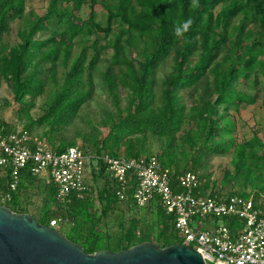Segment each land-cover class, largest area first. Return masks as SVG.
Wrapping results in <instances>:
<instances>
[{
	"label": "trees",
	"instance_id": "obj_1",
	"mask_svg": "<svg viewBox=\"0 0 264 264\" xmlns=\"http://www.w3.org/2000/svg\"><path fill=\"white\" fill-rule=\"evenodd\" d=\"M26 2L0 0V84L8 80L19 102L31 97L24 102L28 109L47 84L56 86L45 113L30 120L26 130L31 132L35 124L42 123L58 130L77 116L94 94L96 66L105 50L111 49L110 65L102 73L107 91L118 106L120 89L129 94L127 108L119 107V119L91 157L98 161L97 166L92 164L93 179L105 181L97 192L101 208L88 182L82 195L72 193L67 202L59 201L55 184L47 182L50 202L40 211L42 224L51 226L55 220V228L61 223L65 235L89 253L121 251L142 241H154L161 247L183 243L177 235L174 214L167 213L158 198L137 206L132 199L134 181L121 199L117 195L119 182L100 158L105 154L127 158L153 154L145 139L149 133L164 140L163 152L157 156L173 176L197 168L206 151L233 148L234 167L252 186L240 194H253L255 200L264 195V141L258 133L246 141H235V122L228 113L257 101L236 84L242 80L256 87L258 76L264 74V0H50L44 14L27 12ZM86 4L90 13L83 17L81 10ZM98 4L105 8L101 18ZM15 19L22 21L19 40L8 44L4 34ZM189 20L190 26L184 29ZM98 33L104 34V43L92 41ZM169 60L170 70L162 78L158 93L156 73ZM183 90H190L193 96L199 91L191 105L183 102ZM261 102L264 118V98ZM26 114L29 116V110ZM0 128L8 132L16 127L0 121ZM57 147L63 150L68 146ZM176 151L184 157L182 161ZM8 177L0 175V192H9L11 199L0 203L17 212H28L17 200L25 187L23 182L36 185L31 182L38 176L22 170L14 191ZM125 210L133 214L128 223L119 219L120 233L113 237L104 231L102 223L112 213Z\"/></svg>",
	"mask_w": 264,
	"mask_h": 264
},
{
	"label": "built area",
	"instance_id": "obj_2",
	"mask_svg": "<svg viewBox=\"0 0 264 264\" xmlns=\"http://www.w3.org/2000/svg\"><path fill=\"white\" fill-rule=\"evenodd\" d=\"M88 155L78 145L63 150L23 128L8 132L0 128V175H9L8 185L16 190L21 171L46 175L56 186L57 199L67 202L70 194L87 189L84 160ZM111 176L119 182L117 195L125 199L134 181L132 199L139 207L155 198L175 216L184 243L196 249L206 264H264V205L253 194L204 188L200 174L187 170L173 176L156 154L127 158L101 155ZM3 201L9 192H0ZM262 205V207H261ZM223 218L226 222L218 223ZM59 221V220H58ZM55 220L51 226L56 225Z\"/></svg>",
	"mask_w": 264,
	"mask_h": 264
},
{
	"label": "rangeland",
	"instance_id": "obj_3",
	"mask_svg": "<svg viewBox=\"0 0 264 264\" xmlns=\"http://www.w3.org/2000/svg\"><path fill=\"white\" fill-rule=\"evenodd\" d=\"M49 3L50 0H27L26 10L27 12L34 11L38 14H44L47 11ZM96 9L99 14L98 18H101V14L105 11V8L98 4ZM89 13L90 8L88 4H86L81 10V15L86 17ZM21 22L20 19H15L10 23V30L4 34V40L8 44H13L19 40L18 30ZM103 35V33L95 34V36H92V41L94 39H100V43H104L105 40L103 39ZM76 51H79V49L76 48ZM90 52L93 54L94 50L90 49ZM133 54L136 56L134 51ZM110 55L111 49L105 50L102 53L101 59L96 66V89L93 96L81 107L77 116L71 122L62 125L58 130H51V126L46 123L35 124L31 129L32 135L51 144L55 149L58 148V144L70 146L69 142L72 141L75 142V145H78L88 153L89 156L94 155L97 146L101 144L109 134L114 121L119 119V107L126 109L128 106V92L123 88L120 89V103L118 106V103L114 101L113 97L107 91L103 81L102 73L110 65ZM49 63L48 61L45 65L49 66ZM169 70L170 60L158 67L156 73V81L159 83L157 86L158 93L160 92V82ZM47 74V72L41 73L40 76L44 79ZM57 77L59 83H61L63 78L62 68L59 70ZM258 78L259 80L256 87L244 84L242 80L236 84L240 91L244 90L257 98V101L253 104L244 106L240 110L231 109L228 112L230 115L229 117L235 122L234 137L237 142L246 141L252 138L255 133H258L264 141V118L261 104L264 98V74L259 75ZM54 88H56V86L53 82L47 84L46 90L35 98L34 104L28 109L24 102L30 101L31 97L26 96L23 102L15 100L12 86L8 80L2 81L0 84V121L10 123L16 128H23L30 120L38 119L45 113V110L50 104L49 101ZM182 93L183 102L187 105H191L192 101L197 98L199 91L195 93V96L190 94V90H183ZM21 108L24 109L22 112L20 110ZM27 110H29V116L26 114ZM145 139L149 151H152L153 154L160 155L163 152L164 148L162 144L164 140H160L152 133H149ZM223 140H227V137H223ZM121 149V153L123 154L124 144ZM233 150L232 148L226 152L210 153L206 151L203 154L201 161L196 166L197 168H193V170H196L200 174L204 184H208V187L204 186V188L218 189L227 192L235 191L237 194H240L241 191H249L251 189L252 186L250 181L245 180L242 174L237 172L234 167L233 159L235 155ZM176 153L177 158L182 161L184 157L181 156V154L179 155L178 151H176ZM187 158H190V155L187 156ZM92 164L97 166V159L88 157L84 160L87 175L86 179L90 185H93L96 204L98 209H100L101 204L97 199V192L104 187L105 181L103 178L97 180L93 179ZM188 168H192L191 165H188ZM47 181L48 177L46 175H39L35 178L34 182H31L36 185H28L30 181H24L23 186L25 187L21 189V197L17 200L19 206L25 205L28 213H31L37 219H39L42 207L50 202L48 195L50 185L47 184ZM244 196L247 197L249 194ZM259 198L262 199L261 201H263L262 204L264 205V195ZM0 200H2V197H0ZM255 202L258 203V199L255 200ZM131 214H133L131 210H125L124 213L119 214L116 212L112 213L107 222L102 223L104 231L110 232L112 236L115 237L121 230L119 221L123 219L125 223H128ZM121 215L123 216L122 218L120 217ZM217 221L218 223L226 222L223 218H219ZM61 225L60 223L55 226V228L64 233V229ZM177 235L179 238L184 239V236L179 230Z\"/></svg>",
	"mask_w": 264,
	"mask_h": 264
},
{
	"label": "water",
	"instance_id": "obj_4",
	"mask_svg": "<svg viewBox=\"0 0 264 264\" xmlns=\"http://www.w3.org/2000/svg\"><path fill=\"white\" fill-rule=\"evenodd\" d=\"M0 264H206L186 243L161 247L142 241L113 251L89 253L62 231L42 224L28 212H17L0 203Z\"/></svg>",
	"mask_w": 264,
	"mask_h": 264
},
{
	"label": "clouds",
	"instance_id": "obj_5",
	"mask_svg": "<svg viewBox=\"0 0 264 264\" xmlns=\"http://www.w3.org/2000/svg\"><path fill=\"white\" fill-rule=\"evenodd\" d=\"M190 24H191V20L185 22L183 25L184 29H187L190 26ZM177 31H179V29H177Z\"/></svg>",
	"mask_w": 264,
	"mask_h": 264
}]
</instances>
